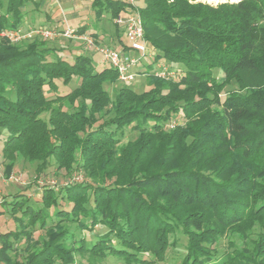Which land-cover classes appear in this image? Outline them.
I'll list each match as a JSON object with an SVG mask.
<instances>
[{
	"label": "trees",
	"instance_id": "16d2710c",
	"mask_svg": "<svg viewBox=\"0 0 264 264\" xmlns=\"http://www.w3.org/2000/svg\"><path fill=\"white\" fill-rule=\"evenodd\" d=\"M39 4L0 0L5 171L23 158L36 164L37 183L54 158L59 169L76 164L88 178L58 189L43 184L33 203L25 191L0 198V216L11 204L18 223L0 226V264H74L76 253L156 264L177 245V232L187 237L179 264H264V0H137L133 6L92 0L95 18L107 11L119 40L123 29L115 17L139 11L155 50L145 71L152 86L141 93L114 86L117 69L98 67L94 49L71 59L63 45H47L52 39L17 44L2 35L41 26L25 24L28 8ZM88 35L100 44L96 33ZM161 59L179 69L178 79L155 75ZM75 78L76 87L60 92L57 81L69 85ZM233 80L237 89L221 95ZM106 84L114 86L113 96ZM180 113L184 123L173 124ZM128 128L139 135L121 143ZM38 225L46 237L35 247L30 238ZM227 234L249 240L240 247L231 239L220 252Z\"/></svg>",
	"mask_w": 264,
	"mask_h": 264
},
{
	"label": "rangeland",
	"instance_id": "374dc122",
	"mask_svg": "<svg viewBox=\"0 0 264 264\" xmlns=\"http://www.w3.org/2000/svg\"><path fill=\"white\" fill-rule=\"evenodd\" d=\"M203 1H207L210 3H214L217 4L218 2L221 1H226V0H203ZM231 1H238V0H231ZM122 14H125L124 12ZM33 16H35V13L31 14ZM82 17L80 18H71V20L69 21V25L71 26L70 28H77V27H73V26H77L80 22H87L86 18H88V16L91 18L88 22L90 24L89 29L91 31H97L99 29L100 24H103L104 27H110L113 28V24L114 21L112 20V18H110L109 14L107 13V11L104 12L103 17L101 19L95 18V14L94 12H91L89 14H82ZM30 18V16H28ZM42 17H45L44 15ZM35 25H41V26H46L47 25L50 27L53 25H50L48 23H41L38 20L35 21L34 23ZM68 25V26H69ZM73 39H76L74 37H65L61 34L57 35L54 39L52 40H48V44L47 45H63V49H65V52H63V55L65 57H70L71 59L73 58V56L75 54H77L78 49H76V46H74L73 44L75 43V41H72ZM85 41V40H84ZM110 44V43H109ZM108 45V44H107ZM111 45V44H110ZM114 46V45H111ZM151 46V45H150ZM94 58L96 59V64L98 67H102L104 64H102L100 61V59H97L99 57V52H97L96 50H94ZM154 57H150L147 58L145 60V64H144V68L142 67L141 70V75H139L135 81L133 82H128V83H123L120 82L117 84H115L114 86H120L123 84H128L130 85L133 89H135L137 92L141 93L143 91L149 90L151 88V84L149 82V79L147 78V74L145 73L146 71V65L148 62L153 61ZM167 63L170 64V62L166 59H164ZM155 70V68L153 69ZM216 76L219 79L223 78V74L220 70H216L215 72ZM119 79V78H118ZM77 78H75L69 85H64L63 82L61 81H57L58 85H60V92L62 93H66L70 90V88H74L76 87L77 84ZM114 86L110 85V84H106L107 89L110 91L111 95H114ZM237 81L233 80L229 85H227L224 89V91L222 92L221 95H225L228 91L232 90V89H237ZM55 95L54 92H50L49 96H53ZM185 121V117L183 116L182 113H180L177 118L172 121L173 124L174 123H184ZM3 135H5L6 133L4 132V130L2 131ZM139 135V131L137 130H132L131 128H128L126 135L122 138L121 143H126L128 140L131 139H135L137 136ZM3 141V140H2ZM2 141H0V161L2 163V173L0 174V198L6 199L5 197H7L8 199L13 198L12 195H14L15 193H17L18 191H25L27 192V197L31 198L32 203L35 201H40V191L43 189V184H48L49 186L52 187H56V189L59 188V185L61 184H67V183H72V182H76V181H84L85 179L88 178L87 173L85 172V170L81 169V168H77L76 169V164H74L73 169L72 170H67L65 168L59 169L57 167V163L56 160L53 158L51 159V165L48 167V169L43 172L40 177L38 178V182L35 183V178H36V164L35 163H31L23 158H20L19 161L17 162V165L15 166V168L13 169V171L10 174H7V172L5 171V160L2 156ZM12 175L18 176L19 179L15 180L13 178H10ZM42 182V183H41ZM28 185H31L30 188L26 189L25 187H27ZM64 203H67V201H64ZM66 206H68L69 204H65ZM11 204H8V206H5V212L3 213V215L0 216V226L2 227V229H14L15 226L18 224L15 219L13 218L11 212H10V207ZM49 224H53L52 220H49ZM69 225H71V227H76L75 223H69ZM31 229V228H30ZM255 231H258V227H256ZM76 233H79L80 231L76 230ZM82 234H84L85 236H89V232L84 230L83 232H81ZM32 238H30V243L31 245H34L36 247V243H39L43 238L46 237V228H41L39 225L32 228ZM174 236H176L177 238V245L175 247H171L168 249L167 251V255L166 258L162 261H157L156 264H179V262L181 261V258L183 257L185 250H186V243H187V237L185 234H183L182 232H177L176 234L172 235V239L174 238ZM231 239H233L234 241L237 242L238 246L242 247L244 246L246 240H249V238H241L240 236L236 235H225L223 237H221L219 239L218 242V250L220 252L225 251L226 249H228L229 247H231L230 245V241ZM27 244H25L24 242H19L18 244V249H19V253L22 257H25V255H27L28 253V249H27ZM33 247H31L32 249ZM74 264H129L127 263L125 260L123 259H119L115 256H108L104 259H100V258H94L93 257H89L88 255H83L81 253H76L75 254V263ZM132 264H137V263H132Z\"/></svg>",
	"mask_w": 264,
	"mask_h": 264
},
{
	"label": "built area",
	"instance_id": "2783aa9c",
	"mask_svg": "<svg viewBox=\"0 0 264 264\" xmlns=\"http://www.w3.org/2000/svg\"><path fill=\"white\" fill-rule=\"evenodd\" d=\"M128 4L135 5L137 0H127ZM135 8H129L125 14H119L115 21L123 29L127 39L126 48H116L110 45L96 43L95 39L85 34L86 47L99 52L101 62L113 66L118 71V78L123 83L133 82L141 75L142 67L144 68L145 60L155 56V50L150 46L145 38V30L142 17ZM63 35L67 38L78 37L77 28H65L58 30L55 27L46 26H29L27 28L18 27L16 29H7L2 32L11 42L17 43L22 40L41 36L47 39H53L57 35ZM136 52V54H133ZM144 63V64H143ZM155 75L162 78L178 79L179 69L167 63L164 59L155 63ZM2 173V163L0 161V174ZM10 178L18 180L19 177L12 175ZM42 183V182H41Z\"/></svg>",
	"mask_w": 264,
	"mask_h": 264
},
{
	"label": "crops",
	"instance_id": "0c3cea01",
	"mask_svg": "<svg viewBox=\"0 0 264 264\" xmlns=\"http://www.w3.org/2000/svg\"><path fill=\"white\" fill-rule=\"evenodd\" d=\"M39 1V6L35 8V6H30L28 8L29 12L26 15L25 24L31 23L34 24L36 20H38L41 23H48L50 25L56 26L58 28L65 29L68 27H71L69 25V21L71 18H80L81 15L89 14L91 12H94L92 7V0H37ZM35 13V16L31 15ZM45 17H42V16ZM30 16V18L28 17ZM91 18L88 16L86 18L87 22H80L77 26V28L85 27L86 32L83 34H80V36L76 37V39H73L72 41H75L73 44L76 46V49H78L77 53H80L81 51H86L85 41L83 39L85 34L89 33H96L98 35V39L100 44L105 45H114L112 47L116 48H122L124 45L127 44V39L122 31L120 33L122 34L121 40H119V31L116 30L115 24H113V28L104 27V23L100 24L99 29L97 31H91L89 29V20ZM69 25V26H68ZM110 43V44H109ZM110 45V46H111ZM133 54H136V52H133ZM101 58V56L99 55ZM101 61V60H100ZM102 63V62H101Z\"/></svg>",
	"mask_w": 264,
	"mask_h": 264
}]
</instances>
